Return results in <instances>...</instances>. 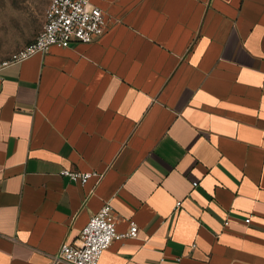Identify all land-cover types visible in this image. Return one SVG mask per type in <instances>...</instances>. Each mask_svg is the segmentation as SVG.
I'll return each mask as SVG.
<instances>
[{
  "label": "crops",
  "instance_id": "1",
  "mask_svg": "<svg viewBox=\"0 0 264 264\" xmlns=\"http://www.w3.org/2000/svg\"><path fill=\"white\" fill-rule=\"evenodd\" d=\"M90 1L95 40L0 66V264H69L106 202L139 232L98 264H264V0Z\"/></svg>",
  "mask_w": 264,
  "mask_h": 264
},
{
  "label": "built area",
  "instance_id": "2",
  "mask_svg": "<svg viewBox=\"0 0 264 264\" xmlns=\"http://www.w3.org/2000/svg\"><path fill=\"white\" fill-rule=\"evenodd\" d=\"M106 24L103 10L90 0H50L45 23L36 37L0 66L38 51H48L53 45L70 46L77 42L93 41L103 33ZM61 173L73 181L85 184L94 172L63 168ZM180 205L181 200H178L176 208ZM245 221L250 222L251 216L246 217ZM116 222L115 208L111 202H106L90 217L75 242H62L54 254L55 260L69 264H98L103 252L115 239L136 236L139 232V226L133 220L125 232L117 230Z\"/></svg>",
  "mask_w": 264,
  "mask_h": 264
},
{
  "label": "rangeland",
  "instance_id": "3",
  "mask_svg": "<svg viewBox=\"0 0 264 264\" xmlns=\"http://www.w3.org/2000/svg\"><path fill=\"white\" fill-rule=\"evenodd\" d=\"M50 0H0V64L31 42L45 23Z\"/></svg>",
  "mask_w": 264,
  "mask_h": 264
}]
</instances>
